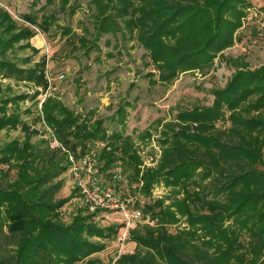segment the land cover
Listing matches in <instances>:
<instances>
[{
  "label": "trees",
  "instance_id": "1",
  "mask_svg": "<svg viewBox=\"0 0 264 264\" xmlns=\"http://www.w3.org/2000/svg\"><path fill=\"white\" fill-rule=\"evenodd\" d=\"M54 2L47 0V5ZM62 2L68 4L69 0ZM91 3L98 13L97 39L107 34L116 36L122 32L118 19L133 11L140 14L131 21V28L128 24L127 27L130 32L132 27L141 30L140 42L149 52L155 70L149 76L155 77L158 72L164 83H172L183 72L212 67L224 51L237 43V32L247 19L246 10L252 6L248 0H91ZM76 9L77 6L72 8L73 13ZM0 18V24L11 23L0 30V42L3 41L0 79L44 83L45 61L26 68L19 62L29 64V57L18 62L6 55L16 41L29 40L35 34L28 28H20L15 36L5 39L17 25L2 8ZM24 19L37 23L32 14L24 15ZM238 68L241 69L234 72L224 88L213 92L212 106L181 111L176 117L178 124L165 125L164 138L159 143L162 151L159 167L144 172L131 137L117 132L107 135L102 121L89 128L88 120L56 97L48 96L42 104L38 119L49 129L51 142L57 140L76 158L87 154L84 142L87 138L106 142L98 157L102 164L99 172L105 180L116 168L126 165L132 171L127 177L129 182L141 184L139 191L146 198L159 185L173 190L169 198L146 200L144 215L153 224H137L131 230L130 242L136 243L138 250L122 256L117 264H264V204L261 207L264 171L256 168L258 164L264 165L261 156L264 145L260 147V143L264 144V66L251 71L242 61ZM38 97L39 94L32 99ZM27 98V95L5 98L0 106V131L10 124L21 123L17 117L3 115L9 103ZM227 113L231 127L218 130L216 123ZM191 124H196V128H189ZM38 134L40 131L33 130L32 136ZM149 137L147 132L143 139ZM18 148V142L14 141L0 154V165L9 164L14 157L22 161L16 181L21 185L14 190L0 187V264H81L103 251L106 246L90 238L114 240L120 225H97L95 218L103 213H90L80 207L77 188L68 198L55 200L64 180L41 192L70 170L67 153L62 148H48L50 153L45 155L29 141L17 156ZM29 153H34L32 157L37 159L32 161L36 173L40 161L48 159L53 168L38 178L29 177L30 163H26ZM207 181L209 184H205ZM15 184H10L11 188ZM29 185L31 191L20 190ZM52 190L55 191L49 195ZM38 192L41 193L37 202L29 200ZM73 199L77 211L72 222L66 224L60 210ZM245 213L251 215L246 217ZM241 215L242 226H223L229 218ZM181 218L186 219L187 226L170 232L169 225H177ZM245 231L250 236L243 244L240 238ZM4 249H8L6 254H2Z\"/></svg>",
  "mask_w": 264,
  "mask_h": 264
},
{
  "label": "rangeland",
  "instance_id": "2",
  "mask_svg": "<svg viewBox=\"0 0 264 264\" xmlns=\"http://www.w3.org/2000/svg\"><path fill=\"white\" fill-rule=\"evenodd\" d=\"M248 1L252 6L246 10L247 19L237 32L238 41L233 47L224 51L212 67L186 71L172 83H164L159 80L158 72L154 73L155 77L149 76L155 70L150 63L149 52L140 42L141 30L132 27L130 32L131 21L140 15L137 11L118 19L121 20L122 32L116 36L107 34L97 39L98 13L91 0H69L68 4L62 0H55L51 5H47V0H0V8L8 13L11 21L17 25L16 29L12 28L11 32H8L5 39L15 36L20 28H28L35 34L29 40L16 41L7 50L6 55L18 62L29 57L31 59L29 64L19 62L26 68L40 61L46 62L44 83L0 79V106L6 97L29 96L26 100L11 102L6 106L3 116L17 117L21 123L16 126L10 124L0 131V154L2 155L4 148L14 141L19 144L17 156L28 141L39 148L40 153L43 152L45 155L50 153L55 144L54 141L51 142L49 129L39 121L38 116L41 115L42 104L46 98L53 96L83 119L88 120L89 128L102 121V128L107 135L111 136L117 132L124 137H131L143 162L142 172L158 168L162 158L159 143L164 138L166 124H178L176 117L181 111L212 106L215 100L213 92L224 88L234 72L241 69L238 68L239 62L247 63L251 71L264 66V0ZM74 6H77L75 13L72 11ZM26 14H32L37 23L26 21L24 19ZM9 24L11 23L0 24V30ZM89 42L95 44L90 45ZM37 94L39 97L32 99V96ZM228 115L229 113L225 118ZM225 118L216 123L218 130L226 131L231 127V123ZM189 128H196V124L194 126L191 124ZM33 130L40 131V134L32 136ZM147 132L150 133V137L143 139ZM99 139L87 138L84 141L87 146L86 153L96 156L97 159L106 144ZM263 145L260 143V147ZM33 154L27 155L26 163H30L29 177L38 178L53 167L48 159L45 162L40 161V167H37L39 171L36 173L32 170V161L37 160L32 157ZM261 156L264 158V149ZM14 158L9 164L0 165V187L7 190H14L21 185L16 181L19 178V166L22 165V161ZM22 160L24 162V159ZM256 168L264 171L262 164H258ZM121 169L125 171L127 177L132 175V171L126 165H122ZM61 180H64L63 187L57 189L54 199L62 200L75 194L76 186L70 170L55 179L52 184L45 186L41 192L49 190L51 185ZM106 181L109 183V176ZM10 184H15L14 188H11ZM119 188L122 193H128L124 184H119ZM20 190L31 191L32 185ZM54 191H49V195ZM41 192L29 200L37 202ZM173 194L171 188L159 185L152 190L147 201L169 198ZM250 208L247 207L245 212ZM76 211V200L73 199L60 210L62 221L66 224L71 223ZM249 215L251 213L244 214L246 217ZM242 216L229 218L223 222V226H242L239 223ZM147 220L149 222L143 221L138 225L153 224L149 217ZM95 223L101 227L121 225L122 216L118 213L102 214L95 218ZM185 223L186 219L181 218L177 225H169L170 232L176 233L179 227L187 226ZM245 232L240 238L243 244L250 236ZM118 236L114 240L91 237V241L104 244L106 247L81 264H117L118 261L115 262V259L120 254L138 250V246L128 247L131 242L122 249L118 243ZM7 251L8 249H4L2 254H6Z\"/></svg>",
  "mask_w": 264,
  "mask_h": 264
},
{
  "label": "built area",
  "instance_id": "3",
  "mask_svg": "<svg viewBox=\"0 0 264 264\" xmlns=\"http://www.w3.org/2000/svg\"><path fill=\"white\" fill-rule=\"evenodd\" d=\"M54 144V148H62L68 155L70 173L79 192V206L90 213L100 212L106 215L118 213L122 216L118 243L123 249L130 242L131 230L134 226L143 221L149 222L144 215L147 198L139 191L142 185L131 184L121 168H116L111 173L108 183L99 172L102 164L100 165L96 156L85 154L76 158L57 140H54ZM119 184L127 186V194L120 191ZM128 247L135 248V245H132L131 242ZM134 252L135 250L120 254L115 262L122 256L132 255Z\"/></svg>",
  "mask_w": 264,
  "mask_h": 264
},
{
  "label": "crops",
  "instance_id": "4",
  "mask_svg": "<svg viewBox=\"0 0 264 264\" xmlns=\"http://www.w3.org/2000/svg\"><path fill=\"white\" fill-rule=\"evenodd\" d=\"M132 245H135V243H134V244L132 243ZM135 246H136V245H135Z\"/></svg>",
  "mask_w": 264,
  "mask_h": 264
}]
</instances>
